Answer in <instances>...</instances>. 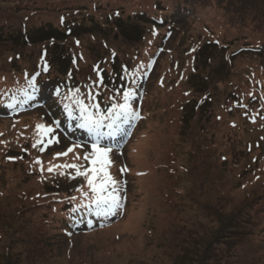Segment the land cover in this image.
I'll return each mask as SVG.
<instances>
[{"label": "rangeland", "instance_id": "obj_1", "mask_svg": "<svg viewBox=\"0 0 264 264\" xmlns=\"http://www.w3.org/2000/svg\"><path fill=\"white\" fill-rule=\"evenodd\" d=\"M67 14L46 12L31 16L29 11H16L0 3V73L11 67L7 63L13 57L11 41L23 30L24 19L32 30H60V20L64 18L65 27L80 26L82 33H91L80 34L77 41L72 39L63 47L65 63L60 68L54 63L52 78H58L59 83L91 84L93 67L102 63L107 81L102 90L95 92L114 97L117 89L113 79L119 82L127 74L121 71L113 79L110 77L112 56L118 54L117 70L129 63L134 70L142 71L156 52L155 44L160 45L167 32L143 23V40L132 43L112 23L105 24L106 14L96 17L97 23L91 22L86 13ZM216 15L220 17L216 8H209L200 19L190 16L186 21L178 15L172 18L177 29L163 45L170 52L160 56L146 86L141 117L144 124L140 129L148 136L141 139L145 140L142 147L147 153L131 164L134 171L146 172L147 176L131 179L125 219L115 227L86 237L80 235L73 241L65 239L58 230L61 216L47 207L36 208L23 196L24 192L34 195L40 191L38 183L42 179L34 175L44 162L40 159L41 164H37L38 157L32 158L30 150L37 139L28 131L32 123L37 128L35 119L40 115L0 120V134L5 133L3 141L8 146L2 149L0 139V149L4 151L0 152V186L10 191L6 197L0 196V264L264 263V190L259 189L264 184V134L260 138L251 136L250 128L260 124L250 123L247 116L252 115L245 112L246 105L231 102L239 97L238 87H250L245 84V74L261 69L264 59L242 54L229 62L226 50L208 44L214 39L204 34L207 28L217 32L223 42H253L252 35L238 36L223 24L225 19L216 20ZM166 29L170 30V26ZM237 45L234 43L232 51ZM207 46L210 48L205 49ZM27 50L29 54L14 66L35 67L40 47ZM73 56L79 61L77 68ZM11 84H18V79ZM204 94L211 99L209 109L194 111L191 101L196 108ZM256 110L251 109L252 114ZM7 156L15 157L16 162L5 163ZM256 177L261 179L257 181ZM15 195L23 197V203L17 202ZM17 204L23 205L17 213L9 211ZM235 215L238 229L229 222ZM224 225L226 232L217 237L225 240L216 243V233ZM186 249L191 251L189 255Z\"/></svg>", "mask_w": 264, "mask_h": 264}, {"label": "trees", "instance_id": "obj_2", "mask_svg": "<svg viewBox=\"0 0 264 264\" xmlns=\"http://www.w3.org/2000/svg\"><path fill=\"white\" fill-rule=\"evenodd\" d=\"M124 1L128 2L126 3ZM3 2L12 6L16 11H29L31 16L46 12H49L50 14L66 12L68 13L67 15H83V13H86L85 16H87L88 19H91V22L97 23L95 18L106 14L105 24L108 26L112 23L115 26V29L122 33L123 36L132 43H140L141 39L143 40V32L140 28V25L143 26V23L149 25L153 24L156 27L163 28L167 31L165 36L169 38L170 34L177 29V22L172 19L175 15L187 19L186 21L189 20L188 18L190 16L200 19V15L205 14L209 8H216L220 17L225 19L223 20L225 26L233 30L238 36L247 37L252 35L253 37L251 40L253 42L243 44L241 40L238 39L231 41V43L223 42L222 38L218 37L217 32H212L211 29L209 30L207 28V33L204 34L207 38L214 39V41H211L208 44L216 46L221 50H226L229 62H233V59L242 54H248V56H255L264 59V0H0V3ZM118 2L121 4L119 3L115 6V3ZM53 5H55L56 8ZM131 7L133 10L129 9ZM129 10L130 12L126 13V11ZM125 14H128L127 19L124 18ZM220 17L216 15V20ZM63 19H61L60 22ZM22 26L23 30H21L17 36L13 37L11 41L13 43V57H10L7 62L11 67H8L7 72L0 73V109L4 107L3 101L9 97L10 93H15L14 102H17L21 96L26 94L31 89L29 87V81L32 79L36 80L38 91L33 94L31 89V94L27 95L32 98L28 99L27 96L22 97V105H30L36 99V94L38 95L43 90V80H37L35 75H26L24 69L27 67L17 68L14 66L17 61H22L24 55L29 54L27 49L40 47L41 52L46 48V53L40 56V59L45 60L49 58L52 59L57 66H63L62 64L65 63L63 62V58H66L63 57L66 52L63 47L72 43L73 38L78 40L76 39L78 35L91 33L90 31L82 33L81 31H83V29L80 28V26H77V28L74 29L65 27L67 26L66 22L61 25L63 28L59 27L60 30L51 27H39L32 30L31 28L29 29L26 19H24ZM167 26H170V30L166 29ZM245 31H247L246 35H244ZM2 38V34L0 33V42ZM234 43H238V48L232 51ZM208 48L210 47L207 46L205 49ZM209 54L210 53H207V51L204 53L207 57H209ZM9 78L11 79L9 80ZM17 79L18 84H11L15 83V80ZM245 84L250 86L252 92L255 93L253 96H255L256 93L264 87V65L259 70L255 69L252 72L245 74ZM244 88L245 87H238L236 90H244ZM234 100L236 99L232 98L231 102H234ZM210 101L211 99L208 95H201L198 105H195V107L197 106L196 108H194V100L192 101L194 111L195 109L196 111L198 109L201 111L206 108L209 109L208 106L210 105ZM96 103L100 104L101 101L98 100ZM109 106L110 105H107L103 110ZM87 142L92 143V140L87 139ZM69 171L72 174L64 173L62 176L70 175L74 177V171ZM39 175L42 176L41 174ZM260 179L261 178L259 177L255 178L257 181ZM261 182H252L251 184L259 185ZM38 188L40 191L35 192L34 195L30 194V192H24L23 196L25 197L26 202L29 200L30 203H34L36 208H44V200L50 197L49 199L53 201L50 202V206L47 208H50L51 210L55 208L57 211L63 210L65 212L62 213L61 218L58 220V230L61 235L68 237L72 234V229L67 227L63 222L68 216L66 213L70 212L71 209L74 213L79 212L80 215L87 216L84 219L86 221L84 223H90L89 218L94 214L96 207L82 208L75 205V201L70 200V198L73 197L71 194L75 193L74 190L68 188L65 191H62V193L56 195L50 194L52 191L50 187L43 188L42 186H38ZM259 189L264 190V184H261ZM9 193V190L0 186V196L6 197ZM15 196L18 198L17 202L23 203V197L20 195ZM21 207H23V205L17 204L13 209H8L9 211L11 210L12 212L17 213ZM73 209L77 210L74 211ZM52 212L55 215H58V212L56 213L54 210ZM7 217L10 216L7 215ZM236 217L237 215L229 219V222L233 224V228L238 229V223L235 221ZM75 219H81V217H77L76 215L68 216L69 221ZM106 223H109V221H106ZM226 227L227 225L222 226V228L216 233V243L225 240L224 237L223 239H218L217 236L222 234V231L226 232ZM86 232H83L82 234H85ZM90 233L93 232L88 230L87 234ZM195 251L198 252L197 250ZM203 251L201 250L198 253L201 254ZM185 252L189 255L191 251L186 249ZM9 255L10 254H8V257L6 258L7 261H9ZM199 264L204 263L201 261Z\"/></svg>", "mask_w": 264, "mask_h": 264}, {"label": "snow or ice", "instance_id": "obj_3", "mask_svg": "<svg viewBox=\"0 0 264 264\" xmlns=\"http://www.w3.org/2000/svg\"><path fill=\"white\" fill-rule=\"evenodd\" d=\"M135 75V73H133ZM29 87L34 94L38 91L36 80L29 81ZM59 95V93H57ZM117 95H120L117 93ZM136 93L128 88L122 93V102H116L115 97L110 98L113 102L109 107L101 110L99 103H92L88 105L84 99L80 96V89L72 91L70 103L64 105L65 111H67L68 117L79 121L76 125L80 129H84L90 137H92L91 152L86 153L83 157L85 161H89L90 168H86L83 171L76 165H57L56 168H75L78 176H83L87 179L88 192L77 189L81 193V196L88 203L86 207L95 206L97 215L101 214H113L115 215L118 210H122L123 198L120 195L121 188L118 187V181L115 180L107 171V166L110 163L109 153L112 149L103 144V141L110 137H115L123 131V125L132 119L139 118V113L133 108V98ZM28 99L32 97L27 95ZM89 99H93L91 95ZM14 104H9V108H13ZM78 109L79 114L74 115V110ZM255 122V118L253 119ZM38 132L45 136H51L54 132L52 127H47L43 124L37 125ZM43 142V141H40ZM51 139L48 143H51ZM80 146V145H77ZM33 147H36L34 144ZM74 149L69 148L66 152L59 155L67 156L68 153ZM11 159V158H10ZM79 159V157H77ZM37 164H41L40 160L36 161ZM55 170L53 167L48 168V172L51 173ZM41 171L43 168L41 167ZM121 171H124L123 169ZM61 175L64 173L61 172ZM71 201H76L77 197H71ZM74 211L77 209H73Z\"/></svg>", "mask_w": 264, "mask_h": 264}]
</instances>
